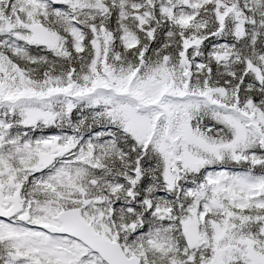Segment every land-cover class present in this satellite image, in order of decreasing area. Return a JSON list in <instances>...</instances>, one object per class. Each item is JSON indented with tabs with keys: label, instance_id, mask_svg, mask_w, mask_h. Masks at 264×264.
Returning a JSON list of instances; mask_svg holds the SVG:
<instances>
[{
	"label": "snow or ice",
	"instance_id": "obj_1",
	"mask_svg": "<svg viewBox=\"0 0 264 264\" xmlns=\"http://www.w3.org/2000/svg\"><path fill=\"white\" fill-rule=\"evenodd\" d=\"M0 264H264V0H0Z\"/></svg>",
	"mask_w": 264,
	"mask_h": 264
}]
</instances>
